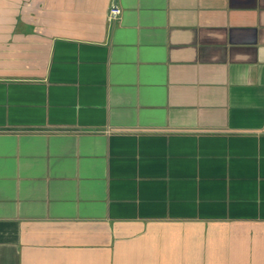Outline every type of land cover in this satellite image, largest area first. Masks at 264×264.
Returning <instances> with one entry per match:
<instances>
[{"label":"crops","instance_id":"0c3cea01","mask_svg":"<svg viewBox=\"0 0 264 264\" xmlns=\"http://www.w3.org/2000/svg\"><path fill=\"white\" fill-rule=\"evenodd\" d=\"M0 264H264V0H0Z\"/></svg>","mask_w":264,"mask_h":264},{"label":"built area","instance_id":"2783aa9c","mask_svg":"<svg viewBox=\"0 0 264 264\" xmlns=\"http://www.w3.org/2000/svg\"><path fill=\"white\" fill-rule=\"evenodd\" d=\"M120 15H121V9L116 6H113L109 9L107 19L109 22L114 23L116 20H118Z\"/></svg>","mask_w":264,"mask_h":264}]
</instances>
